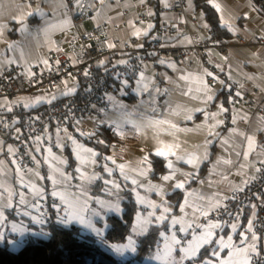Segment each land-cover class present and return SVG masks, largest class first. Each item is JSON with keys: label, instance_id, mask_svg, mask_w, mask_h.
<instances>
[{"label": "crops", "instance_id": "0c3cea01", "mask_svg": "<svg viewBox=\"0 0 264 264\" xmlns=\"http://www.w3.org/2000/svg\"><path fill=\"white\" fill-rule=\"evenodd\" d=\"M173 1L103 0L101 3V0H81L80 5H77L75 0H0V69L6 65L19 66L21 73L35 82L17 98L0 99V109L22 106L33 110L62 97L72 96L80 90L73 72L59 76L53 83H49L46 78L53 55L67 54L71 57L72 65L76 64V58L70 52V42L65 39V33L72 37L76 35L74 14H90L84 20V26L88 30L103 28L107 44L103 55L104 69L110 66L121 69L129 67L132 51L145 52L153 42L189 48L195 37L201 43L208 41L213 28L195 0H187L184 10L179 13L171 11ZM208 1L218 14L221 26L230 34L228 39L217 38L221 42L231 43L227 56L210 47L203 57H151L138 74L125 76L127 84L112 82L109 109L99 111L78 124H71L61 134L53 131L44 134L38 145H33L29 150L28 166H22L15 156V146L0 139V205L8 202L10 194L13 205L12 208H5L3 218H0V236H3L0 243L8 244L14 249L23 246L30 238L46 236L43 228L50 217H53L52 222L65 226L78 225L85 233L95 236L94 229H100L104 236L111 227L109 218L124 214L123 201L126 193H131L137 202L135 192L131 191L133 188L147 201H155L157 204L166 202L164 206L172 209L170 219L172 216L184 217L190 223L189 219L192 218L199 223L207 217L197 209L208 211V215L212 217L213 211L224 205L238 185L258 176L257 169L264 163V8H257L253 0ZM37 9L39 13L27 15ZM145 12L147 18L142 17ZM136 31L141 34L134 35ZM236 36H241L243 43L236 41ZM245 81L248 87L260 89L259 100L250 104L234 102L228 95V85L231 82L244 84ZM70 89L75 91L69 92ZM208 96L212 99H207ZM37 99L40 100L39 103L35 102ZM222 108L227 111H221ZM157 121L169 123L158 124ZM102 124L111 125L120 139L103 155L91 145L89 136L80 133V128H84L85 133L96 132ZM68 137L99 153L95 157L96 163L81 165ZM249 137L254 138L252 150L248 145ZM174 144L179 145L173 149L176 155L184 157L181 160L169 157L177 169L176 178L172 181L161 179L172 171L167 167L164 174L155 178L150 153H156L162 145ZM9 148L12 149L11 152ZM49 148L52 149L51 153ZM192 155L200 160L195 166L187 163ZM109 156L112 160L105 159ZM144 156H148L151 169L141 163ZM209 159L208 169L201 174L200 169ZM105 165L113 169L111 174L104 170ZM119 165H124V173L144 187L133 185L131 179L125 180ZM54 168L61 169L64 175L54 172ZM77 169L81 171L78 172ZM141 170H146L148 174L139 175ZM81 172L87 177L95 175L102 176L103 179H81ZM52 175L62 181L55 188L49 179ZM41 176L44 179H40ZM104 180L119 183L121 188L117 190L113 185H106ZM178 181L184 182V189L174 188ZM32 185L43 189V194L36 195ZM161 187L166 193L163 197L156 190ZM106 189H111V192ZM53 190L64 193L68 203L61 201L59 197H53ZM175 191L183 193L178 207L170 200ZM20 193L24 194L28 203H19ZM56 198L63 205L62 210L52 207ZM185 200L187 205L184 204ZM85 201L89 209L100 213L99 216L92 215L91 211L83 213L85 221H91V228L78 220L64 224L57 219L58 215L67 217L69 212L79 214ZM98 201L105 202V206ZM117 201L122 212L109 211L106 205ZM217 202L220 207L210 210L211 205ZM138 210L146 216L153 209L147 204L138 203ZM155 211L159 215L163 208ZM26 212L30 215H25ZM33 217L45 222L37 223ZM170 219L165 225H150L148 232L154 226H162L161 231L169 234L166 225L170 223ZM216 221L221 224V230H230L231 225L227 227ZM135 223L134 216L132 228ZM13 225L23 230V234L13 231ZM132 228L128 237L132 236L135 241L136 251L129 250L122 256L118 255L125 259L137 254L138 245L148 233H133ZM174 231L181 240L182 235L184 241L192 239H187L190 236L186 233ZM236 236L240 237V233ZM12 241L23 244L12 245ZM127 243L128 238L126 242L116 244ZM163 244L161 237L159 250L163 249ZM156 257L151 259L153 264H165L164 260ZM184 264L189 262L185 261Z\"/></svg>", "mask_w": 264, "mask_h": 264}, {"label": "built area", "instance_id": "2783aa9c", "mask_svg": "<svg viewBox=\"0 0 264 264\" xmlns=\"http://www.w3.org/2000/svg\"><path fill=\"white\" fill-rule=\"evenodd\" d=\"M253 1L257 8H264V0ZM186 3L187 0H174L170 9L174 13L182 12ZM89 15L74 14L73 22L76 35L72 37L65 33V39L70 42V52L75 56L76 64L72 65L71 57L67 54L53 55L46 77L49 83H53L59 76L62 77L73 72L79 82L80 90L72 96L62 97L51 104H45L33 110L22 106L0 109V139L3 138L7 143L17 148L15 156L24 167L30 164L29 150L33 145H38V141L44 134L49 131L61 134L71 124H78V122L96 115L99 111L109 109V92L112 82L122 84L126 75L138 74L151 57L159 55H168L174 59H183L191 55L203 57L208 53L210 47H214L220 54L227 56L231 46L229 42L219 41L213 33L208 41L203 43L195 37L193 45L189 48H176L153 42L147 46L145 52L132 51V62L129 67L121 69L117 66H110L104 69L103 55L107 50L104 30L99 27L91 30L86 29L84 20ZM142 17L147 18V12ZM235 39L243 43L241 36H236ZM34 84L33 79L21 73L19 66L6 65L0 69V99L17 98ZM228 95L234 102L250 104L259 100L260 89L248 87L246 81L244 84L231 82L228 85ZM80 133H85V129L80 128ZM54 201L59 204L60 210H62L63 205L60 204V200L56 198ZM42 210L47 212L46 208ZM212 218L226 226L240 221V233H246L249 237H251V232L248 231V221L252 220L253 231L262 238L261 242H257L260 255L252 254L253 264H264V163L259 167L258 176L238 185L224 205L213 211ZM52 221L53 217H50L47 224ZM189 222L192 224V229L198 231L200 230L199 225L204 224L206 220L198 223L190 218ZM180 227L177 225L176 229H172V231L179 230ZM192 229H189L188 237L191 235ZM181 238L182 241L185 240L183 235Z\"/></svg>", "mask_w": 264, "mask_h": 264}, {"label": "snow or ice", "instance_id": "6c2138e0", "mask_svg": "<svg viewBox=\"0 0 264 264\" xmlns=\"http://www.w3.org/2000/svg\"><path fill=\"white\" fill-rule=\"evenodd\" d=\"M77 5H80L81 0H75ZM101 3H103V0H101ZM219 7V5H217ZM39 13V9L35 10V12H30L27 15L28 16H33L35 14ZM151 27V25H149ZM141 33L139 31L134 32V35H140ZM145 34H147L145 32ZM109 47H113V45H109ZM122 63H126V61H122ZM87 75V73H85ZM211 75V73H209ZM183 79H186V77H182ZM125 84H127V81H124ZM75 89H70L69 92H74ZM55 99V97H53ZM109 99H111L109 97ZM207 99L211 100L212 97L208 96ZM36 103H39L40 100L37 99L35 101ZM51 101H49L50 103ZM26 107L28 105H25ZM221 111H227V109H221ZM190 118V117H189ZM156 123L158 124H166L169 123L168 121H157ZM172 127H175V125H172ZM78 131V129H77ZM81 135H86V136H94L95 132H90V133H81ZM39 139V138H37ZM69 142L74 146V151L76 157L80 160L81 165L87 164V163H96L95 157L100 155L99 153L95 152L91 148H85L83 145L77 143V141L72 138L68 137ZM98 143H104L102 140H98ZM254 143V138L249 137L248 138V145L249 149L252 150V146ZM64 145H60V147H63ZM179 147V145H162L160 148L156 150V155L159 157H163L166 159L167 164L166 167L168 169H171L168 174H165L161 177L163 181H172L176 178V171L177 169L174 168L173 161L172 159H169V157L174 156L177 160L184 159L183 156H177L176 152L173 151L174 148ZM9 151L11 152L12 149L9 148ZM49 153H51L52 149H48ZM83 153H87L88 155H83ZM34 159V157H33ZM107 160H112V157H105ZM62 163H65L66 161H61ZM200 162L199 158L195 155H192L188 160L187 163L193 164L194 166L197 165ZM115 163V161H113ZM142 164L147 165L149 169H151V162L149 161L148 156H144L142 161ZM120 169V172L122 175H124L125 180L131 179V183L133 185H138L139 187H144L143 184H139V182L128 176L127 174L124 173V165H119L118 166ZM104 170L108 172L109 174L112 173L113 169L108 168L107 165H105ZM77 171H81L80 169H77ZM135 171V170H134ZM259 171V169H257ZM54 172H60L61 175L63 176L64 173L61 171L59 168H54ZM148 172L146 170H141L139 172V175L141 176H146ZM190 175V174H189ZM37 176H39V173H37ZM40 179H44V177H39ZM81 179H89L90 181L95 180V179H103L102 176H95L93 175L92 177H87L86 174L81 172ZM49 179L52 180L53 187L55 188V185L62 183V181L57 180L55 175H52L49 177ZM23 182V181H21ZM104 183L106 185H113V187L117 190L121 188V185L119 183H115L112 180H104ZM33 191L35 192L36 195H42L44 190L37 188L35 185H32ZM185 184L182 181H178L174 184L175 189H184ZM107 191L111 192V189H106ZM160 195L163 197L166 193L163 191V188H157L156 189ZM132 192H135L136 194V199L137 202L141 205L147 204L150 208L153 210L148 212L147 215L145 216L141 211L137 210L135 212V226L132 228L133 233H138V234H144L148 232L149 226L150 225H165L166 221H169V213H171L172 209L171 207H165L164 204L166 202L162 201L161 204H157L155 201H147L144 197L140 195V193L137 191L136 188L131 189ZM2 195V194H0ZM51 195L53 197H59L61 201L68 203L65 194L58 191V190H53L51 192ZM102 206H105V202L103 201H98ZM20 204H26L28 201L25 200L24 194L20 193V199H19ZM187 200L184 201V204L187 205ZM33 207H36V205H32ZM109 211L117 212L120 213L122 212V209L120 207L119 202L117 203H109L106 205ZM12 202H11V194L9 195L8 202L0 205V218H3V213L5 208H12ZM52 207L55 209L60 208L58 204L53 203ZM71 207V205H69ZM220 204L219 202L211 205L210 210L219 208ZM226 207V206H225ZM254 207V206H253ZM157 208H163V211L157 215V212L155 209ZM184 208L183 206L181 207V211H183ZM67 211V210H65ZM91 211L92 215L94 216H99L100 213L96 211L95 209H89L88 208V203L87 201L84 202L83 206L81 207L80 213L79 214H73L71 212L68 213L67 217H62V216H57V219L60 220L61 223L67 224L71 223L72 220H78L80 223H87L88 227H92L91 221H85L83 213ZM197 211H200L201 215L207 217L209 212L208 211H203L201 209H197ZM25 215H30V213H25ZM231 215V213H229ZM34 220L37 221V223H44L45 221L43 219H37L36 217H33ZM177 225H181L179 228L180 232L183 233H189V229H192V224L188 223L184 217H176L172 216L170 219V223L166 225L169 230L171 231V234H167L164 231L159 232V236L163 237V249L159 250L158 249V255L156 259H161L165 261V264H184L185 261H188L189 264H197V258H199V264H253V255H260V250L257 247V242H261L262 238L256 234L255 231H253L254 225L253 221L249 220L248 221V231L251 232V237H249L248 234L246 233H241L240 234V240H239V246L233 243V238L232 236L227 237V241H225L223 236H217V233L214 231L215 229H220L222 226L220 223H208V224H201L199 225L200 228L203 229V232L197 233L195 229H192L191 235L192 239L187 240V241H182L180 238H178L176 231H172V229H176ZM238 225L233 223L231 225V228L233 232L236 231ZM13 231H20L21 234H23V230L17 229L15 225H13ZM96 232L97 237L100 238V243L102 244H107V241L103 239V231L100 229H94ZM216 237L215 243L219 245V248H213L211 250V257H215L216 259H208L205 260L202 253L201 249L205 248L206 245H211L213 244V238ZM0 239H3V236H0ZM251 240V242H249ZM19 243L22 242H17V241H12L13 245H18ZM112 251L115 252L117 255H123L126 251H136L135 247V241L133 240L132 236L128 237V243L123 244V245H117V244H112L109 246ZM227 249L228 251L225 252L223 257L221 256V253L224 252V250ZM179 250V251H177ZM205 251H208V249H205Z\"/></svg>", "mask_w": 264, "mask_h": 264}, {"label": "trees", "instance_id": "16d2710c", "mask_svg": "<svg viewBox=\"0 0 264 264\" xmlns=\"http://www.w3.org/2000/svg\"><path fill=\"white\" fill-rule=\"evenodd\" d=\"M195 2L197 7L205 12L213 28V35L217 38L228 39L230 34L226 28L221 26L219 16L210 2L208 0H195ZM88 140L103 155L108 153L111 146L120 139L111 125L102 124L96 130L95 135ZM98 140L104 143H98ZM150 158L154 166V177L159 178L166 172L167 161L152 152ZM209 164L210 159L203 164L200 169L201 174L206 172ZM182 198L183 193L180 191H175L170 196L171 203L175 207L179 206ZM123 204L124 214L121 217L111 216L109 218L111 227L103 236L107 244L100 243L99 237L85 233L78 225L65 226L51 222L43 228L46 236L30 238L18 250L10 248L8 244L0 243V264H153L147 262L146 257L156 252L160 246L159 232L162 226H154L150 229L138 245V252L134 257L125 259L115 254L109 247L112 244L126 242L133 226L138 203L131 193H126ZM212 247L213 244L201 249L204 259L211 257Z\"/></svg>", "mask_w": 264, "mask_h": 264}, {"label": "rangeland", "instance_id": "374dc122", "mask_svg": "<svg viewBox=\"0 0 264 264\" xmlns=\"http://www.w3.org/2000/svg\"><path fill=\"white\" fill-rule=\"evenodd\" d=\"M206 224H208V223H216L217 221H216V219H213L210 215H208L207 216V218H206ZM220 222V221H219ZM235 224H237L238 225V227H237V229H236V231L235 232H233V230H232V228H230V230L227 232V231H225V229H215L214 231L217 233V236H223L224 237V239H225V241H227V237L228 236H232V238H233V243L234 244H236L237 246H239V240H240V237H238L237 238V236H236V234H238L239 232H240V228H241V222L240 221H235L234 222ZM198 234L199 233H201V232H203V229L202 230H198V231H196ZM241 234V233H240ZM192 238V235H190V237L189 238H187V239H191ZM186 239V240H187ZM215 240H216V237H214L213 238V247H212V249L213 248H216V249H218L219 248V245L218 244H216L215 243ZM249 242H251L250 240H249ZM23 244V243H22ZM21 244V245H22ZM13 245V244H12ZM18 248L19 247H17V248H14V249H17L18 250ZM228 250L227 249H225L224 250V252H222L221 253V256L223 257V255L225 254V252H227ZM158 255V250H156V252H154L152 255H150L149 257H146L147 259V261L148 262H150V263H152L151 262V259H153L152 257H154V256H157ZM208 259H216L215 257H208V258H205V260H208ZM197 264H199V261H197Z\"/></svg>", "mask_w": 264, "mask_h": 264}]
</instances>
